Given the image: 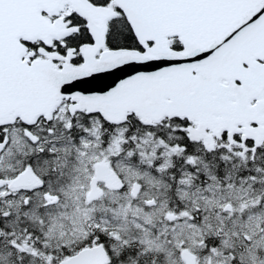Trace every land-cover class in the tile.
I'll use <instances>...</instances> for the list:
<instances>
[{
  "label": "snow or ice",
  "instance_id": "6c2138e0",
  "mask_svg": "<svg viewBox=\"0 0 264 264\" xmlns=\"http://www.w3.org/2000/svg\"><path fill=\"white\" fill-rule=\"evenodd\" d=\"M46 85L60 96L53 115L63 108L64 118L54 122L41 113L32 123L19 116L0 123V156L17 136L34 148L51 147L46 137L70 133L90 117L112 124L102 108L114 104L136 107L112 127L131 123L162 140L171 136L169 143L182 144L186 153L196 118L248 113L258 117L249 121L257 128L264 121V0H0V99L23 98ZM81 101L101 107L73 108ZM149 106L184 114L146 124L138 110ZM228 139L225 128L217 143ZM231 139V147L211 152L227 153L233 163L241 154L251 156L246 164L264 166V145L240 133ZM5 215L0 202V217ZM0 227V264H23L27 237L16 239ZM242 239L229 264H248L253 251L264 255L254 238ZM109 255V264L134 259L122 250ZM62 259L57 254L51 264Z\"/></svg>",
  "mask_w": 264,
  "mask_h": 264
},
{
  "label": "rangeland",
  "instance_id": "374dc122",
  "mask_svg": "<svg viewBox=\"0 0 264 264\" xmlns=\"http://www.w3.org/2000/svg\"><path fill=\"white\" fill-rule=\"evenodd\" d=\"M13 117L8 115L0 121H12ZM116 133L110 137L113 140L110 147L99 146L97 140L91 139L83 140L80 146L79 143L71 144L61 155L56 154L55 147L49 148V157L51 161L55 160V165H59L61 169L69 164L75 171L66 175L61 170L62 176H55L56 179L53 180L58 182L56 186L63 183L73 193L62 195L63 200L56 206L57 210L48 211V207V212L41 213L40 207L33 204L23 209L29 219L41 223L42 236L49 239V242L58 243L61 240L60 242L66 243L87 237L86 226L94 219L100 220L102 217L106 224L118 223V230L114 235L120 239L126 229L124 221L132 216L133 224L139 229L131 233L139 234L145 249L162 253L164 264H184L178 255L183 249L193 252L203 264L208 263L209 256H232L234 251L240 250L244 242L242 238H254L256 247L264 249V197L254 189L250 180L227 174L224 179L211 176V181L204 178L206 181L203 182L202 179L198 180L199 175L196 172L180 169L176 188L179 203L177 207L169 206L164 190H161L160 184L155 183L160 175L149 174L150 170L143 164L146 159L142 154V141L135 144V147L138 149L136 154L139 155L137 160L140 159L143 169L137 166L119 168L126 177L140 179L154 192L159 190L156 195H139L135 199L129 195H102L91 202L86 195L79 194L85 164L91 160L106 159L109 156L108 150L119 154V142L126 138L123 137V129H116ZM18 138L19 136L7 149L8 159H12L20 151ZM255 140L260 141V138ZM74 146L79 149H74ZM71 148L74 150L70 152ZM36 167L38 170L45 168L41 164H36ZM65 175L68 177L62 181ZM149 199H153L152 205H146ZM33 201L35 204V200ZM226 203L231 205L230 211L223 210ZM27 245L26 254L38 255L36 250H31V243L27 242ZM257 257V253L253 251L249 262L257 263ZM50 258L51 255L44 258L45 264H49ZM258 263L264 264V259L258 260Z\"/></svg>",
  "mask_w": 264,
  "mask_h": 264
},
{
  "label": "flooded vegetation",
  "instance_id": "af4514ba",
  "mask_svg": "<svg viewBox=\"0 0 264 264\" xmlns=\"http://www.w3.org/2000/svg\"><path fill=\"white\" fill-rule=\"evenodd\" d=\"M143 114L144 116L142 118V121H144V123L155 125L158 124L161 118L167 113L165 111H161V116L158 120H155L152 117H150L151 116L150 112H145ZM167 115L171 116V115H181V114L172 113ZM250 115L251 114L244 113L234 123H230L229 118L216 119L209 117V119L206 122H199L198 118L194 119V127H190L188 132V139L189 141L193 142V147L188 148L187 153L185 152L182 144H177L174 140L171 143H169V139H171V136L169 137V139L162 140L160 136H154L148 134L143 128H140L138 131L133 130V126L131 123H129V128L127 129V135H126L127 145L130 151L137 153L138 150L135 149L136 148L135 144L137 143L140 144L139 141H142V144H144L143 145L144 149L142 151V154L145 155L144 158L146 159L143 161V164L144 165L148 164L149 167H154L157 170L161 169L160 173L169 172V171L170 173L174 172L175 180H177L178 177L180 176L179 175L180 169H189L196 172L197 175L200 176V179L205 181L204 178H206V180L209 181L211 179V175L203 174V169H205L208 172H217L222 175L231 173V169H230V163L232 162L231 157H228L227 153L218 154L211 152V150L220 148L222 144H226L228 147H231L234 144V141L231 139L232 133H240L243 137H254L255 139L260 138V141H256L257 144L264 145V121L261 122L259 127L252 128L249 126V121H251L252 119H258V117L256 116L250 117ZM58 118H64V117L59 115L53 121L58 122ZM86 124L87 122L81 123L79 127L74 128L70 133L69 132L68 133L78 134L79 136H83L82 139L84 140L85 139L84 136L89 135V133L87 132H90V129H86ZM237 124H240L241 127L238 128ZM93 125H95V122H90V126L92 127ZM225 128L228 129L229 139L227 141H222L220 144H218L217 140H219L221 132ZM205 129H208V131H205ZM58 132L66 133L65 131H58ZM115 132L116 131H111L112 135ZM214 136L216 137V139H213ZM141 139H145L146 141ZM196 142L202 143L203 148H200L199 144H197ZM106 143L108 144L107 147H110L113 144V140L107 139ZM39 146H42V144H38L35 148L32 145H30L29 147L30 149L34 150L39 148ZM27 149L28 147L26 146V149L23 148L21 152L26 153ZM204 149H207L209 151L206 153ZM32 150H30V152ZM137 154L131 155L132 158L133 156L138 157L139 155ZM189 155L192 156L191 159H189ZM242 155L243 154H241V156ZM112 156L114 155L111 154L110 156L111 158L106 160L105 162L114 168L116 167L115 165L116 160H113ZM33 159L34 158L30 157V161H32ZM136 163H142V162H140V159H138ZM127 164L128 166H131L132 162L131 161L129 162L128 160ZM94 166H95V162L92 160L87 164H85L84 166L85 170L81 174L83 177V183L80 187L79 190L80 192H78L81 195L87 194L86 191L88 187L86 188V186L89 183V179L91 175H93L94 173ZM31 168L33 169L35 174L42 180L41 185L35 189L18 190L17 195L43 196V195L73 194L72 192L69 191L68 187L63 183L62 185L60 184L56 186L58 182L53 181L54 176L51 175L52 173H54L53 166L51 165L45 166V168L38 170L36 169V165L31 164ZM70 168L73 167L68 164V166L64 165L63 167H61V170L67 173L71 171ZM18 170L21 171L22 169L17 168L16 171ZM128 180L130 184L137 182V184L139 185V192H137V194H133L132 190L127 187L125 188V191H122L120 193H114L115 195H156V192L159 191V190H155L156 192L152 191L148 185H146L138 178L130 177ZM62 181H65V178L62 179ZM155 183H157V181H155ZM98 185L103 190L102 195L113 194L111 192H108V190H106L103 187V183H98ZM156 188L157 186L154 187V189ZM161 190H163V183H161ZM132 257H134V259L128 261L127 264H164V262L161 259H159V257L157 256L151 257L150 255H144V256L135 255ZM177 257L178 256H176V258ZM230 257L231 256H209L208 257L209 261L207 264H229ZM261 259H264L263 255L257 257V263L255 264H259L258 260ZM195 264H203V262L199 261L198 257L196 256ZM248 264H251L249 262V258H248Z\"/></svg>",
  "mask_w": 264,
  "mask_h": 264
},
{
  "label": "water",
  "instance_id": "95a60500",
  "mask_svg": "<svg viewBox=\"0 0 264 264\" xmlns=\"http://www.w3.org/2000/svg\"><path fill=\"white\" fill-rule=\"evenodd\" d=\"M58 92L51 86H40L33 93L23 98H2L0 99V115H4L6 112H19L24 115L27 119H32L36 114L41 111H46L47 113L54 105L55 99L59 98ZM87 106H94L93 103H86ZM136 105L130 104H114L107 108H102V112L110 117L118 119L120 117L121 110L134 107ZM159 106H155L157 110ZM172 111V110H168ZM103 180L107 187L119 189L122 186L120 179L117 175L110 170L106 165L98 164L96 166L95 176L92 178L91 184L92 188L89 199H94L98 197L100 190L95 187L96 180ZM37 178L32 174L29 168L25 169L16 178L12 179L8 183V187L11 189H16L19 187H33L38 185ZM136 191V188H134ZM228 208V206L226 207ZM182 256L191 262L187 257H192L190 253L183 252ZM105 252L100 245L93 247L91 249H85L78 252L75 256L71 257L69 262H62L61 264H102L105 262Z\"/></svg>",
  "mask_w": 264,
  "mask_h": 264
},
{
  "label": "trees",
  "instance_id": "16d2710c",
  "mask_svg": "<svg viewBox=\"0 0 264 264\" xmlns=\"http://www.w3.org/2000/svg\"><path fill=\"white\" fill-rule=\"evenodd\" d=\"M106 128L110 129L109 124H106ZM17 195H0V202H2L3 212H6L4 217H0V224H4L7 228L11 229V232L15 234L16 239L18 237L17 227H20V231L29 232L32 230L33 224H36L31 219L28 218L27 214L23 212V209L27 208L30 205H35L32 200H29L27 204L19 201L16 197ZM24 205H28L24 207ZM11 213L10 215H7ZM5 229L0 227V235H3ZM33 231V230H32ZM33 233V232H32ZM35 244L38 243L39 237L34 233Z\"/></svg>",
  "mask_w": 264,
  "mask_h": 264
}]
</instances>
